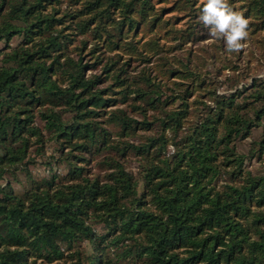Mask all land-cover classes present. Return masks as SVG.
Segmentation results:
<instances>
[{
  "label": "trees",
  "instance_id": "trees-1",
  "mask_svg": "<svg viewBox=\"0 0 264 264\" xmlns=\"http://www.w3.org/2000/svg\"><path fill=\"white\" fill-rule=\"evenodd\" d=\"M229 4L239 52L204 0H0V264H264V0Z\"/></svg>",
  "mask_w": 264,
  "mask_h": 264
},
{
  "label": "clouds",
  "instance_id": "clouds-1",
  "mask_svg": "<svg viewBox=\"0 0 264 264\" xmlns=\"http://www.w3.org/2000/svg\"><path fill=\"white\" fill-rule=\"evenodd\" d=\"M199 20L208 29V35L214 39H222L229 52H239L246 47L249 20L234 11L229 0H204Z\"/></svg>",
  "mask_w": 264,
  "mask_h": 264
},
{
  "label": "rangeland",
  "instance_id": "rangeland-1",
  "mask_svg": "<svg viewBox=\"0 0 264 264\" xmlns=\"http://www.w3.org/2000/svg\"><path fill=\"white\" fill-rule=\"evenodd\" d=\"M12 41L16 42L17 39L14 38ZM254 63L258 64V61H255ZM261 65L262 66L257 70V72H259L258 73L259 76L264 77V63H262ZM241 150H246V146L245 145L241 146ZM41 162L42 161L39 160L38 163H36L35 165H31L30 168H31V171L33 173H35L37 175H42V174H45L47 172L46 166L43 165ZM252 162H253V166H255V167L259 166V163H257L255 160ZM12 185L16 190H19V191L24 190L28 186L27 177L24 174L20 175L19 181L13 180Z\"/></svg>",
  "mask_w": 264,
  "mask_h": 264
}]
</instances>
